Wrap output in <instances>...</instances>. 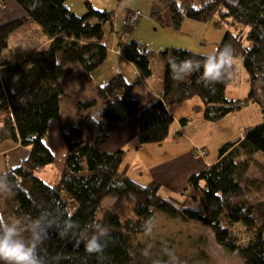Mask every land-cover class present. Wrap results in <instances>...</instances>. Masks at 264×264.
I'll return each instance as SVG.
<instances>
[{
	"label": "trees",
	"instance_id": "obj_1",
	"mask_svg": "<svg viewBox=\"0 0 264 264\" xmlns=\"http://www.w3.org/2000/svg\"><path fill=\"white\" fill-rule=\"evenodd\" d=\"M13 1L24 15L0 24V111L9 110L0 126V143H19L29 154L18 166L0 173L7 174L11 185L10 192L0 193L4 206L0 214L30 223V217L47 209L61 224L71 216L81 229L96 221L110 232L103 253L88 254L83 243L77 246V232L61 240L53 224L47 228L49 239L37 247L45 264H169L171 255L165 246H147L139 239L148 231L145 222L150 220L152 226L161 214L211 229L218 244L238 253L244 264H264V180L250 174L261 150L260 137H255L257 142L253 134L264 139V121L244 138L224 144L218 160L191 176L186 189L177 195L165 193L158 181L142 184L134 180L124 167V151L103 148L128 123L136 125L141 145L163 144L175 121L169 107L194 97L201 99L204 118L211 122L248 103L259 104L264 114V0H153L152 17L173 30H180L186 19L227 28L218 48L230 45L235 57L242 60L250 82L248 95L243 99L226 96L228 85L239 76L236 65L221 82L207 86L198 79L199 72L183 82L173 80L169 69L172 58L202 57L191 49L167 48L158 54L164 63L161 97L143 104L134 95L135 83L116 75L96 87L97 99L78 102L80 123L68 122L60 128L66 159L54 184L38 173L56 162L47 141L50 121L61 116V98L66 94L62 79L79 63L80 90L86 89L92 72L107 58L103 25L112 12L99 10L89 1L83 16L68 8V0ZM159 2L165 4L169 18L164 19L156 9ZM27 21L40 26L49 43L13 61L3 58L10 37ZM119 46L143 79L152 77L153 54L143 44L134 40ZM108 198L113 203L105 208ZM235 224L254 230V234L242 242ZM21 231V238L28 240L23 226Z\"/></svg>",
	"mask_w": 264,
	"mask_h": 264
},
{
	"label": "rangeland",
	"instance_id": "obj_2",
	"mask_svg": "<svg viewBox=\"0 0 264 264\" xmlns=\"http://www.w3.org/2000/svg\"><path fill=\"white\" fill-rule=\"evenodd\" d=\"M86 1L91 2V4L99 10H108L112 12V18L103 25L105 30L104 44L109 46V52L104 63L92 72L91 81L84 91L80 90L78 82V76L82 72V66L79 63H74L72 65L74 70L73 73L62 79L66 94L61 98V116L57 117L58 120L53 122L52 129L48 132V140L50 139L54 144H60V148L62 144L65 151L66 147L60 128L63 124L67 126L68 122L71 124L80 123V119L77 118L76 114V105L83 100L97 99L95 89L98 85L105 84L116 75H123L128 82L135 83L134 88L136 90L143 91L146 88L143 81L144 79L141 77L134 63L127 60L122 54L119 46L120 43L135 40L143 44L148 49V52L153 54L151 57V66L155 73L150 84L152 86L158 85L160 88L163 87V77L161 74V76L159 75V72L164 71L163 60L158 55L161 51L172 47L187 48L186 45L190 44L188 40L197 41L199 43L190 45L196 47V49L190 48L196 52H199L197 50H201V53H207L216 49L214 43L204 42L205 44H201L202 40L198 38V35L201 33L191 32L195 35H187L186 31L180 34V30H174L178 34L175 36V34H173L175 32L167 30L165 24L156 20L151 15L153 0H68L66 4L72 12L79 16H83L87 11L85 5ZM156 6V9L163 14L164 19L169 18L165 4L159 2ZM19 9L17 4H13V0H0V24L1 22L12 20L9 19L10 17L8 18L6 16H8L9 13L10 16L18 15V11H21V9ZM127 11L129 13L128 20L126 18ZM134 12L139 13V21L137 20L138 23L136 22L134 25H131V15ZM23 15L24 13L21 11L19 17ZM189 20L195 21L192 19ZM94 22H97L96 19ZM208 25H210L211 28L207 26V30L204 33L205 38L208 40L216 36L215 39L217 41H222L225 37L227 28L216 29L213 24ZM196 26V24L195 26H191L187 23L183 30H191ZM41 41H44L45 44L40 48L49 43L42 28L35 22L27 21L21 29L12 34L9 48L4 52L2 57L13 61L20 55H26L27 53L40 49L35 46ZM235 58V65L238 67L239 76L234 82L228 85L226 96L229 99H243L249 93L250 82L248 75L243 71L242 60L237 57ZM8 114L9 110L0 111V126L3 124V119L6 118ZM231 114L232 115L228 114L229 116L227 115L228 118H226V120L221 121L217 126L218 128L215 127L192 133L198 141L211 143L209 147V160H216L219 155L221 147L216 146L215 142L222 141L223 138H229V140L232 141L239 136L238 134H248L251 129H255L264 121L262 107L257 103H248L244 105L241 110L232 112ZM235 125L237 130L233 133L232 128H235ZM194 128V125L190 126L191 131H193ZM218 132L222 135H216ZM230 132L231 135L226 137ZM256 136L261 139L258 143L261 150L255 155L256 161L253 164L250 174L253 175V177L264 180V139L260 134H253L254 139H256ZM212 140L215 142L213 143ZM255 141H257V139ZM10 144L11 143L1 142L0 150H2V146L6 147ZM199 147L202 148L201 146ZM60 152L61 149H59L58 154H60ZM1 157L2 155H0V158ZM64 162V159L56 158V162L45 167L38 173L39 176L46 182L54 184L59 174L64 170ZM112 203L113 199L108 198L104 203L105 208H110ZM3 208L4 206L0 201V211H2ZM233 228L242 242H246L254 234V230L246 229L241 224H235ZM139 237L141 242L147 243V246L156 248L165 246V249L169 251L170 255L176 258V264H244L238 253H231L218 244L211 229L194 222L185 223L161 214L158 215L152 224L150 231L148 230Z\"/></svg>",
	"mask_w": 264,
	"mask_h": 264
},
{
	"label": "crops",
	"instance_id": "obj_3",
	"mask_svg": "<svg viewBox=\"0 0 264 264\" xmlns=\"http://www.w3.org/2000/svg\"><path fill=\"white\" fill-rule=\"evenodd\" d=\"M13 4L16 3L13 1ZM16 9V8H15ZM18 10V8H17ZM20 10V9H19ZM22 11V10H21ZM20 11V12H21ZM20 12L18 11V15L10 16V13L6 17H10L9 19H15L20 16ZM16 16V17H15ZM129 13L127 11L126 18L128 20ZM139 21V20H138ZM129 22V21H128ZM5 23V22H1ZM138 23V22H137ZM187 23L191 26L197 25L195 28L191 30H183L186 27ZM207 26L211 28L208 23L191 21L186 19L180 29L177 30L180 34H183V31L187 32V35H195L191 32L201 33L198 35V38L201 39V44H205L204 42L214 43L216 49L219 45V40L217 41L215 38L206 39L204 36L205 31L207 30ZM167 30L171 32H175L170 27L165 26ZM178 35L176 32L173 33ZM214 37V36H213ZM190 44L186 45V49H196L194 46L197 41L188 40ZM45 44L44 41L38 43L35 47L40 48ZM199 44V43H198ZM109 49V46L106 44ZM191 49V50H192ZM201 53V50H197ZM204 53V52H203ZM164 72V71H163ZM163 72H159L163 77ZM155 72H153L154 75ZM153 75L149 79H144L145 89L143 91L136 90L134 88V95L136 98L140 100L141 103L146 104L151 100L161 97L163 87L160 88L157 86H152L150 84L151 80H153ZM160 75V76H161ZM142 79V78H141ZM203 103L199 97H194L184 102L175 103L169 107V111L174 116V123L171 128V134L169 138L163 144H144L141 145L139 143V135L138 129L134 123L126 124L115 136L110 138L104 145L103 148L108 152H116V151H124L123 155V164L126 169L127 175L133 178L134 180L147 184L151 181H158L165 193L169 195H177L182 193L186 187L188 186V180L191 176L201 172L208 165L215 163L218 160L219 155L216 160H209V147L211 146L210 142H200L198 141L192 133H197L198 131H203L205 129L218 128L217 126L221 123V121L226 120L228 116L222 118V120L218 121H207L204 118L203 111ZM237 112V111H236ZM232 115V114H230ZM186 119L185 123H182V120ZM58 120L54 118L50 121L48 132L52 129L53 122ZM194 125L195 128L191 131L190 126ZM233 129V133L236 132L237 127ZM253 130V129H252ZM53 133V132H51ZM216 135L221 136L220 132L216 133ZM229 137L231 135L227 134ZM234 140H229V138H223L222 141L212 142L216 143V146L222 147L224 144L236 141L238 139L244 138L246 134H238ZM6 143H11L6 147L2 146V150H0V173L6 171L7 169L14 168L18 166L28 155V150L21 146L19 143H12L11 141H6ZM47 144L53 150L56 158H61L62 160L66 158V151L61 144H54L50 139L47 141ZM222 145V146H221ZM203 147L207 149L208 154L205 157H197L195 154V150L197 147ZM59 149H61L60 154H58ZM190 194H193L194 191L189 189Z\"/></svg>",
	"mask_w": 264,
	"mask_h": 264
},
{
	"label": "clouds",
	"instance_id": "obj_4",
	"mask_svg": "<svg viewBox=\"0 0 264 264\" xmlns=\"http://www.w3.org/2000/svg\"><path fill=\"white\" fill-rule=\"evenodd\" d=\"M199 55L202 57L201 60L172 58L169 61L172 79L183 82L193 73L199 72L198 79L207 86L221 82L231 73L235 65L236 58L230 45ZM10 191L11 185L7 174H0V193ZM29 221L30 223H22L19 219L12 221L0 214V261L3 264H45L37 251V247L38 244L49 239L47 228L53 224H56L59 229L61 240L69 237L70 232H77L79 236L77 246L83 243L88 254L103 253L106 247L105 238L110 235L109 230L96 221L88 223L81 229L71 216H66L61 224V221L47 209L42 210L39 216L30 217ZM22 226L23 231L29 233L30 238L28 240L21 238ZM145 227L150 231V220L145 222ZM59 258L57 257V259ZM154 264H160V262L156 261ZM169 264H176L174 256L170 257Z\"/></svg>",
	"mask_w": 264,
	"mask_h": 264
},
{
	"label": "built area",
	"instance_id": "obj_5",
	"mask_svg": "<svg viewBox=\"0 0 264 264\" xmlns=\"http://www.w3.org/2000/svg\"><path fill=\"white\" fill-rule=\"evenodd\" d=\"M139 16L140 15L138 12H134L131 15V19H132L131 25H134L137 22ZM206 155H207V150L205 148H203V147L202 148H200V147L196 148V156L197 157H205Z\"/></svg>",
	"mask_w": 264,
	"mask_h": 264
}]
</instances>
